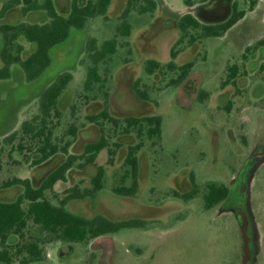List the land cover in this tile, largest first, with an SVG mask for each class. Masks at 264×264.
Segmentation results:
<instances>
[{
	"label": "rangeland",
	"instance_id": "obj_1",
	"mask_svg": "<svg viewBox=\"0 0 264 264\" xmlns=\"http://www.w3.org/2000/svg\"><path fill=\"white\" fill-rule=\"evenodd\" d=\"M31 1L21 0V5ZM157 1L152 13H129L130 34L118 36L116 52L108 62L100 63L102 80L91 89L84 88L90 63L86 44L91 37L100 44L114 36L127 0H112L106 17H96L84 29H74L68 41L55 48L51 66L38 79L27 82L15 64L11 78L0 81V140L37 113L40 93L62 71H70L73 79L59 99L62 116L54 134L63 145L72 140L69 127L77 126L71 153L81 154L86 143L101 135L100 126L90 122L89 115L106 109L119 120L127 116L163 118L162 138H145L138 153L135 197L118 195L113 187L125 174L128 147L138 142L136 132L123 134L121 127L109 121H104V133L114 154L103 149L94 163L84 168L76 164L66 180L54 185L59 197L74 186L90 188L91 178L103 166L104 187L96 198L70 200L67 208L86 217L137 218L146 225L84 242H66L44 234L48 264H264V0H238L246 10L241 21L221 37L193 42L190 38L197 32L190 30L182 37L179 18L192 13L204 23L221 22L230 16L235 0H207L193 6H186L183 0ZM70 4L71 0H56L62 13L68 12ZM20 7L6 11L0 23L48 20L44 11L23 14ZM260 41L256 49L246 51ZM18 42L24 47L23 57L34 50L25 38ZM149 59L162 67L149 73L145 66ZM172 60L177 66L192 63L179 85L172 80L180 70L166 67ZM234 63L240 73L235 84L224 85L228 66ZM135 87L145 91L148 99H141ZM26 154L28 160L8 144L0 149V199H15L21 191L17 186L2 187L3 182L29 178L39 186L65 159L59 152L34 164L37 156L27 150ZM192 173L199 192L189 200L176 197L175 192L184 194L191 189ZM209 183L226 184L230 195L207 209L203 195ZM47 196L57 203L52 192ZM17 260L11 264H19Z\"/></svg>",
	"mask_w": 264,
	"mask_h": 264
},
{
	"label": "trees",
	"instance_id": "obj_2",
	"mask_svg": "<svg viewBox=\"0 0 264 264\" xmlns=\"http://www.w3.org/2000/svg\"><path fill=\"white\" fill-rule=\"evenodd\" d=\"M2 0H0L1 3ZM207 0H183L186 6L195 3H203ZM112 0H71L70 9L67 13L58 10L56 0H33L26 5H21V0H7L2 3L0 16L6 11L21 6L23 14L33 11H44L48 20L43 23L19 21L16 23H0V81L11 78L12 66L17 64L23 70L27 82L38 79L52 64L55 48L66 43L74 29H84L91 19L99 16L106 17ZM157 0H127L113 37L97 44L94 37L89 38L86 44V56L90 63L87 67V76L84 88L91 89L92 86L102 80L99 74L101 62H108L116 52L118 36L129 35L131 25L128 15L132 10L141 14L152 13L157 9ZM246 10L239 6L235 0L231 7L230 16L221 22L204 23L192 13L183 14L178 20V27L182 37H186L190 30L197 32L191 36L190 42L202 38L221 37L243 19ZM20 37L25 38L34 45V50L23 57L24 47L18 42ZM261 44L255 43L246 48L247 52L256 49ZM172 56H175L173 51ZM146 70L149 73L160 69L162 65L154 60L146 61ZM166 67L171 70L178 69V77L172 80L174 85L181 84L188 76L192 63L177 66L172 60ZM240 73V67L234 63L228 66L226 84H235V79ZM73 79L70 71H62L46 86L38 97V111L30 118L22 121L19 130L6 135L0 140V149L4 144L11 145L13 151H18L28 160L26 150L37 156L32 163L44 162L55 154L62 152L64 161L50 172L41 185L34 186L29 178L13 177L2 183V187H19L20 193L15 199H0V263L10 262L11 255H24L23 263L37 262L45 255L44 234L52 235L57 240L66 242H84L100 236L115 234L124 229L140 228L146 225V221L133 218L126 220H111L103 214L86 217L71 212L67 208L70 200L78 198H90L94 200L104 187L105 168L99 166L96 174L91 178L92 186L84 190L78 186L65 190L64 196L54 191V185L58 181L66 180L67 172L76 164L84 168L96 161L99 153L108 148L111 154L110 141L104 133V121H109L116 127H121L123 134L136 132L138 142L128 147L125 158V174L119 184L113 187V192L128 197H135L139 187V159L138 153L144 146V139H161L163 118L161 115L145 117L127 116L121 120L109 115L105 109L98 114L89 115L87 118L100 126L101 135L98 140L85 144L81 154H74L69 147L77 136L78 128L71 125L68 134L72 140H67L63 145L57 142L54 130L58 124L62 112L58 102L63 92ZM135 92L141 99L147 100L148 94L135 87ZM205 94L204 91H201ZM75 104L72 105L74 108ZM56 120V121H55ZM119 147V143H115ZM130 184L126 185V180ZM191 189L184 194L175 192V196L189 200L199 192V186L194 174H191ZM47 192L53 193L54 203ZM230 195V188L226 184L209 183L203 195L204 206L210 209L226 200ZM34 229L38 233H34Z\"/></svg>",
	"mask_w": 264,
	"mask_h": 264
},
{
	"label": "flooded vegetation",
	"instance_id": "obj_3",
	"mask_svg": "<svg viewBox=\"0 0 264 264\" xmlns=\"http://www.w3.org/2000/svg\"><path fill=\"white\" fill-rule=\"evenodd\" d=\"M11 256H12V260L10 262H1L0 264H11V263L15 262L17 259H18L17 261L19 262V264H48V263H46V261L44 259L46 255H42V258L39 261H37V262H28V263H23L22 262V259L24 258V255H19V256L11 255Z\"/></svg>",
	"mask_w": 264,
	"mask_h": 264
}]
</instances>
